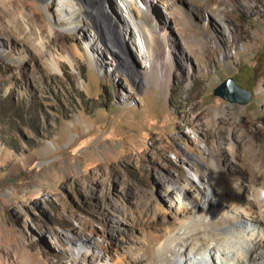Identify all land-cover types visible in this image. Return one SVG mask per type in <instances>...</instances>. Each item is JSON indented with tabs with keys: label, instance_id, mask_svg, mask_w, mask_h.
<instances>
[{
	"label": "rangeland",
	"instance_id": "374dc122",
	"mask_svg": "<svg viewBox=\"0 0 264 264\" xmlns=\"http://www.w3.org/2000/svg\"><path fill=\"white\" fill-rule=\"evenodd\" d=\"M149 1L167 84L157 63L142 74L150 60L123 0H95L91 21L61 31L62 0H0V98L25 113L0 115V264H173L179 244L154 247L183 224L182 203L205 212L217 173L242 181L239 215L260 221L243 226L264 236L249 180L264 136V0H179L181 15ZM217 1L225 24L209 12ZM228 76L250 90L245 103L212 93Z\"/></svg>",
	"mask_w": 264,
	"mask_h": 264
},
{
	"label": "bare ground",
	"instance_id": "6f19581e",
	"mask_svg": "<svg viewBox=\"0 0 264 264\" xmlns=\"http://www.w3.org/2000/svg\"><path fill=\"white\" fill-rule=\"evenodd\" d=\"M85 1V4L77 5L76 0H62V6L58 8L59 22L58 24L55 23L51 25L52 29L56 30V28H59V31L75 30L78 29L83 22L87 24V22L91 21L98 9H96L95 0ZM123 1L125 2L124 4H126V12L131 16L132 21H134L137 31L140 32L139 38L140 41L143 42L142 50L144 51L140 49L139 51H142V53H144L143 55L150 60L149 67L147 66L142 74L148 75L149 69L157 63L158 73L160 74L158 81L167 84L169 81L168 75H170L167 72L169 69L167 48L162 44L160 33L156 32L151 23H148L150 1ZM159 1H166L170 4V7L167 8L171 13L181 15L180 6L178 4L179 0ZM17 8L19 9V5ZM225 8L222 1H217L214 10L211 9L209 12L213 14L221 24H225V19L229 17ZM6 16H11V12H7ZM9 24V29L11 28L13 30V28H16V30L22 31L20 30L22 24L18 19L15 24L12 19H9ZM204 26L203 23L202 28L206 29ZM4 28V25L1 24L0 31L2 32ZM86 45V57L91 58L89 48L93 45L92 37L88 39ZM256 152L258 156L255 159L254 167L250 169L249 180L251 182V194L256 198L257 203H259V206L262 208L264 206V187L262 186V188H259L258 186L260 181L262 182L264 179V170L262 169L264 166V136L261 137ZM247 161L248 159L245 158L244 162L246 163ZM213 180L210 192L214 195L208 200L205 199L206 202H208L207 208L204 209L205 212L202 214L199 212V205L197 206L199 203H192L190 205L188 204L189 202L187 204L182 203L181 212L184 217L186 216L183 224L175 230L176 232L174 231V235H172L168 241L158 243L156 248L154 247V253L156 251L162 252L163 250L170 249L172 248V244L176 243L180 246L176 251V259L173 264H179V262L183 260L184 254H182L181 249H183V247L187 249L188 246H190L191 252H189L186 258L192 261L194 260L193 264H224L228 258H233L234 261H237V257L240 264H264V250L261 249L259 243L255 241L257 234L264 240L262 227L258 233H255L247 230V228L243 226L245 221L260 223L259 219L252 215L250 211L245 212L246 214L244 216L239 215V212L240 214L243 213L244 204L247 205L248 203L245 202V198H247L248 195L245 193V187L242 181L238 177L227 173H217ZM167 190L174 192L177 197L180 196L178 192L169 189V187ZM219 206H221L220 211L217 210ZM247 206L250 208L249 204ZM231 211L238 213V215L230 216L228 213H231ZM206 230H209L210 233L208 232L207 234ZM200 231H204L203 235L200 234ZM192 235L195 236L193 239H191ZM206 237H209L211 241L202 245L203 243L200 239H206ZM217 237H224L225 239L227 237L228 241L223 240L221 243H214L213 240ZM236 244H239V247H241L243 251H239V247ZM197 245H199L198 248L196 247ZM231 246L233 248H231ZM190 253H193V259L190 257ZM218 261H221V263H218Z\"/></svg>",
	"mask_w": 264,
	"mask_h": 264
},
{
	"label": "water",
	"instance_id": "95a60500",
	"mask_svg": "<svg viewBox=\"0 0 264 264\" xmlns=\"http://www.w3.org/2000/svg\"><path fill=\"white\" fill-rule=\"evenodd\" d=\"M212 93L228 101L245 103L250 97V90L237 85L233 78L228 76L212 88Z\"/></svg>",
	"mask_w": 264,
	"mask_h": 264
},
{
	"label": "trees",
	"instance_id": "16d2710c",
	"mask_svg": "<svg viewBox=\"0 0 264 264\" xmlns=\"http://www.w3.org/2000/svg\"><path fill=\"white\" fill-rule=\"evenodd\" d=\"M10 111H14L15 116L13 118L16 119L17 121L19 120V118L25 119L24 111L22 113L19 112V110H16V108L11 106L10 101L5 102L0 98V115L9 113Z\"/></svg>",
	"mask_w": 264,
	"mask_h": 264
}]
</instances>
